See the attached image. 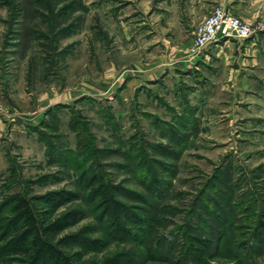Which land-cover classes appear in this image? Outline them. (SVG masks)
Segmentation results:
<instances>
[{
  "label": "rangeland",
  "instance_id": "rangeland-1",
  "mask_svg": "<svg viewBox=\"0 0 264 264\" xmlns=\"http://www.w3.org/2000/svg\"><path fill=\"white\" fill-rule=\"evenodd\" d=\"M195 2L0 0V219L64 190L97 263L264 264V90L181 81Z\"/></svg>",
  "mask_w": 264,
  "mask_h": 264
},
{
  "label": "trees",
  "instance_id": "trees-1",
  "mask_svg": "<svg viewBox=\"0 0 264 264\" xmlns=\"http://www.w3.org/2000/svg\"><path fill=\"white\" fill-rule=\"evenodd\" d=\"M98 189L106 196L102 186ZM76 199L75 194L64 190L36 198L38 205L26 197L12 198L11 216L0 219V261L6 264H125L121 255L102 263L87 258L103 247L101 240L90 238L91 229L62 236L85 219V215L76 210L58 216L63 207ZM115 209H120L118 204ZM133 221L141 224L138 219Z\"/></svg>",
  "mask_w": 264,
  "mask_h": 264
},
{
  "label": "crops",
  "instance_id": "crops-1",
  "mask_svg": "<svg viewBox=\"0 0 264 264\" xmlns=\"http://www.w3.org/2000/svg\"><path fill=\"white\" fill-rule=\"evenodd\" d=\"M196 1L195 4L186 3L183 14L187 15L195 10L206 14L220 6L238 18L258 20L254 25L258 29H255V34L248 40L218 41L196 57H191L186 49L188 43H182L180 48L183 61L179 66L181 81L195 89L193 96L222 97L250 93L253 96L259 88L264 90V0ZM183 26L179 42H184L185 33L191 32L187 22Z\"/></svg>",
  "mask_w": 264,
  "mask_h": 264
},
{
  "label": "built area",
  "instance_id": "built-area-1",
  "mask_svg": "<svg viewBox=\"0 0 264 264\" xmlns=\"http://www.w3.org/2000/svg\"><path fill=\"white\" fill-rule=\"evenodd\" d=\"M255 29L222 7H216L196 28L191 38L189 54L196 57L215 42L238 39L248 40Z\"/></svg>",
  "mask_w": 264,
  "mask_h": 264
}]
</instances>
